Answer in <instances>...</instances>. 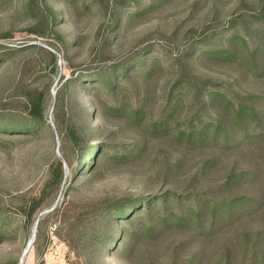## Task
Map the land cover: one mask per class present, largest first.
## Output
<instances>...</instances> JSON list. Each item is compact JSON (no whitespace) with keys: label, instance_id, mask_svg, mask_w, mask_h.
Masks as SVG:
<instances>
[{"label":"rangeland","instance_id":"374dc122","mask_svg":"<svg viewBox=\"0 0 264 264\" xmlns=\"http://www.w3.org/2000/svg\"><path fill=\"white\" fill-rule=\"evenodd\" d=\"M263 9L0 0V264H18L38 219L22 264H264V137L223 141L238 102L252 97L264 115ZM30 97L42 98V123L28 120ZM162 196L149 216L117 215ZM237 198L223 219L205 209L131 240Z\"/></svg>","mask_w":264,"mask_h":264},{"label":"trees","instance_id":"16d2710c","mask_svg":"<svg viewBox=\"0 0 264 264\" xmlns=\"http://www.w3.org/2000/svg\"><path fill=\"white\" fill-rule=\"evenodd\" d=\"M260 17L264 19V9L263 11H259ZM52 23L54 21H51ZM51 23V24H52ZM53 39H55L57 42L61 43L63 46L65 45V40L57 33H54ZM51 55V54H50ZM51 63L54 64V57L51 55ZM55 67V65H54ZM253 101L252 97H248L247 101L245 102H238L236 106H233V112L231 115L227 114L226 112H223V141L227 139L228 137L232 136L233 138L239 133L243 134V140L248 139L252 137L253 131L257 130L259 131L260 135L264 137V115L257 110L253 104L251 103ZM28 120L34 122V123H42L44 119V105L42 98H29L28 101V111H27ZM165 120H163V123L160 125L161 130L165 129ZM26 130H29L28 128H25ZM7 130H23L18 127H9ZM193 135L190 133L188 138L189 141H193L192 139ZM101 151L95 150V158L92 160V164L88 167L91 168L95 162L100 158ZM89 157V154L82 159V162ZM56 181L59 182L61 179V167L60 165L56 168V177H54ZM244 198H237V199H229L226 201H220L216 204H213L212 206L205 205L195 207L197 208L195 210V213H191V217H187V215H179L178 218H175L172 222L169 221L171 216H164L161 218V220L154 223L152 226H146L143 225L138 232L136 231L133 233L131 240L134 236H141L142 238H147L153 235H159V233L162 232V230L168 228V224H188L190 222L199 221L201 216L200 214L203 213L205 209H213V215L212 218H215L216 220L223 219V216H225L227 213H230V209L234 208L236 206H239L243 202ZM155 200V202H154ZM159 201H162L161 203H165V196L157 197L155 199H146V198H139L135 199L134 201L130 202L126 207L123 206L119 211L117 212V215L119 218L126 219L127 222L131 221V216L134 211H138L140 213H144L145 215L149 216L153 208L155 207V204ZM187 219V223H185ZM193 220V221H192ZM39 223V219L37 221V226ZM36 226V231H37ZM36 236V235H35Z\"/></svg>","mask_w":264,"mask_h":264},{"label":"bare ground","instance_id":"6f19581e","mask_svg":"<svg viewBox=\"0 0 264 264\" xmlns=\"http://www.w3.org/2000/svg\"><path fill=\"white\" fill-rule=\"evenodd\" d=\"M53 97H55V92L52 93ZM35 235H36V231H34V228H33V232L29 238V242H28V247L24 250V253L22 255V258L19 260L18 264H22L24 259L25 258V255L27 254V252L29 251L31 245L33 244V240L35 239Z\"/></svg>","mask_w":264,"mask_h":264},{"label":"water","instance_id":"95a60500","mask_svg":"<svg viewBox=\"0 0 264 264\" xmlns=\"http://www.w3.org/2000/svg\"><path fill=\"white\" fill-rule=\"evenodd\" d=\"M52 93H53V91H52ZM36 226H37V223L35 224L34 231H36ZM27 247H28V244H27Z\"/></svg>","mask_w":264,"mask_h":264}]
</instances>
